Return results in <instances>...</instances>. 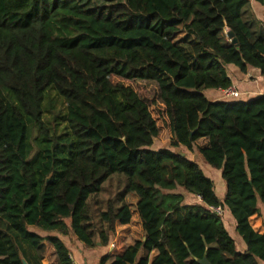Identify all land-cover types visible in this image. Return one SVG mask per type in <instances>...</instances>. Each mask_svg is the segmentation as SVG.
I'll return each instance as SVG.
<instances>
[{
    "label": "trees",
    "instance_id": "obj_1",
    "mask_svg": "<svg viewBox=\"0 0 264 264\" xmlns=\"http://www.w3.org/2000/svg\"><path fill=\"white\" fill-rule=\"evenodd\" d=\"M248 4L0 0V264H41L45 242L72 264L69 235L89 249L112 241L97 264H264V234L249 225L264 207V94H203L232 86L228 66L264 78V33L242 19ZM157 102L171 139L153 150ZM181 149L219 172L222 199Z\"/></svg>",
    "mask_w": 264,
    "mask_h": 264
},
{
    "label": "crops",
    "instance_id": "obj_2",
    "mask_svg": "<svg viewBox=\"0 0 264 264\" xmlns=\"http://www.w3.org/2000/svg\"><path fill=\"white\" fill-rule=\"evenodd\" d=\"M247 10L250 11V23L254 22L257 23V28L259 30H262V22H264V6L259 5L258 3L254 2L253 0H249V4L247 6ZM184 34L182 33L181 36ZM228 77L231 80V85L235 87L239 93V99L240 100H250L252 98H255L257 96L264 94V78L261 77L260 72L253 68H247L246 74H241L239 70L233 66H228L226 68ZM205 97L209 99L210 101H224L222 97L221 90H208L205 92ZM204 142L205 147L207 145V141L200 140ZM196 160L198 163L203 164L202 159L199 154L195 155ZM197 163V164H198ZM209 174V179L212 180V178H215L216 185L215 192L219 196V198H223L225 194V187L224 184L218 180V177H220L219 172L206 170ZM213 181V180H212ZM223 225L230 235V237L233 239L235 243V247L237 252H244L246 250V245L243 242V240L236 234L235 232V221L231 217V215L225 211L224 212V218L222 219ZM249 225L251 229L256 234H264V207L262 205H259V213L257 215L252 216L249 219ZM129 241V240H128ZM127 241V242H128ZM126 242V244H127ZM130 242V241H129ZM131 243V242H130ZM66 244V243H65ZM132 244V243H131ZM131 244L127 245L130 246ZM77 245L79 249H76L75 251H71V249L67 246L68 251H70L72 254L70 255L71 263L75 264H97L99 259L104 256L111 248H112V241H110L109 246L107 247H100L97 246V248L89 249L85 252L83 251L85 247H83L81 244L77 242ZM81 246L83 248H81ZM77 248V247H76ZM91 251V252H88ZM155 253L151 254V258L154 256ZM141 256H143V253H141ZM56 257V255H55ZM41 264H43V259H41ZM56 264H58L57 258H56Z\"/></svg>",
    "mask_w": 264,
    "mask_h": 264
},
{
    "label": "rangeland",
    "instance_id": "obj_3",
    "mask_svg": "<svg viewBox=\"0 0 264 264\" xmlns=\"http://www.w3.org/2000/svg\"><path fill=\"white\" fill-rule=\"evenodd\" d=\"M249 15H250V11H248L247 7H246L244 9L242 19L250 26V29L254 33L255 36H262V34L264 33V30H261L262 31L261 32L257 28V23H254V22L250 23L251 19H250ZM184 51L186 52L187 49L184 48ZM256 71H257V69H256ZM114 81L116 83L117 82L122 83L124 86L131 87L133 89H135L137 85L145 86L147 89H151V88L157 89V85L153 82H126V81H120L118 79H114ZM206 91H208V90H205L203 92L204 95L206 94L205 93ZM222 97H223V95H222ZM150 113H151V116H152L153 120L155 121L157 129H158V136L154 141L152 149L153 150H160L163 148H168L169 143H170V139H171V135H170V130H169V123H168L163 105H161L160 102H157L154 107L150 108ZM196 144L199 147L204 146L203 141H198ZM180 151L182 153H184L189 159L198 163V161L196 160V156H195V155H197V152L196 153H189L185 149H181ZM198 165L201 168V170L204 172L205 176L211 177V176H209V174L206 171V170H211V169L207 165H205L204 162H203V164L198 163ZM212 180H213L212 182H214V184L216 185L215 178H212ZM218 180H220L222 182L220 177H218ZM179 192H181L185 196V204H201V202L197 198L189 196L188 194H186L182 190H180ZM62 239L67 244V246L71 249V251H75L76 249H79V247L77 245V241L72 235H69L67 237H63ZM129 244H131V243L128 241L126 245H129ZM83 247L81 246V248H83ZM83 249H84L83 251H85V252L88 250L87 248H83ZM88 252H91V251H88ZM36 254L40 258L43 259V264H56V257H55L54 249L47 242L44 243V246L39 251H37ZM69 254H72V253L69 251Z\"/></svg>",
    "mask_w": 264,
    "mask_h": 264
},
{
    "label": "built area",
    "instance_id": "obj_4",
    "mask_svg": "<svg viewBox=\"0 0 264 264\" xmlns=\"http://www.w3.org/2000/svg\"><path fill=\"white\" fill-rule=\"evenodd\" d=\"M222 95L225 99H233V98H238L239 97V93L237 91V89L233 86L228 87L225 90H221ZM197 199L201 202L200 198L197 197ZM208 210L214 214H216L217 216H222L223 215V211L220 207H208ZM75 264V263H72Z\"/></svg>",
    "mask_w": 264,
    "mask_h": 264
},
{
    "label": "water",
    "instance_id": "obj_5",
    "mask_svg": "<svg viewBox=\"0 0 264 264\" xmlns=\"http://www.w3.org/2000/svg\"><path fill=\"white\" fill-rule=\"evenodd\" d=\"M228 37L230 38V39H232L233 38V34L232 33H228ZM233 43L234 44H236V40L235 39H233ZM183 156V155H182ZM50 181V178H48L47 179V183ZM199 264H210L209 262H208V260H207V258L206 257H204L202 260H200L199 262H198ZM24 264H25V262H24Z\"/></svg>",
    "mask_w": 264,
    "mask_h": 264
}]
</instances>
